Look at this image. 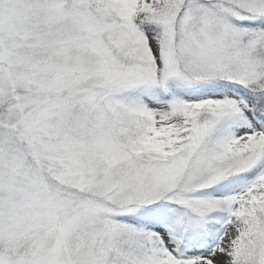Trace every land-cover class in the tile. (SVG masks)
I'll use <instances>...</instances> for the list:
<instances>
[{
  "label": "snow or ice",
  "instance_id": "6c2138e0",
  "mask_svg": "<svg viewBox=\"0 0 264 264\" xmlns=\"http://www.w3.org/2000/svg\"><path fill=\"white\" fill-rule=\"evenodd\" d=\"M0 264H264V0H0Z\"/></svg>",
  "mask_w": 264,
  "mask_h": 264
}]
</instances>
